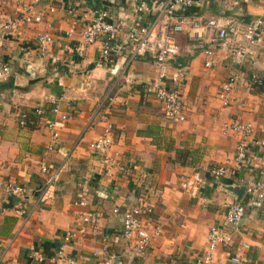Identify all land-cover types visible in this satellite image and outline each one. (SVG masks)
Masks as SVG:
<instances>
[{
	"label": "crops",
	"instance_id": "obj_1",
	"mask_svg": "<svg viewBox=\"0 0 264 264\" xmlns=\"http://www.w3.org/2000/svg\"><path fill=\"white\" fill-rule=\"evenodd\" d=\"M193 1L198 16L240 23L264 20V0ZM19 3L0 0V15L12 18ZM99 7L108 9L114 22L128 23V0H42L41 23L21 26L0 40V67L8 69L0 81V182L24 190L13 197L0 189V241L7 244L0 250V264H56L54 252L61 245L72 264H98L109 257L115 264H195L208 230L228 231L225 207L235 203L244 209L239 231L227 248L215 249L210 264H264V200L246 193L248 186L264 181V159L253 154L236 166L238 135L221 131L222 123L236 120L264 139V85L247 86L252 77L264 79V40L250 46L232 68L222 52L205 68L203 50L209 42L193 44L175 36L179 52L167 63L165 75L185 117L173 124L161 117L160 104L149 91L155 76L149 58L130 59L125 28L115 38L112 64L99 63L98 41L85 48L82 58L74 56L78 33ZM141 18L149 22L153 10ZM38 33L50 36L45 57L36 49ZM231 71L239 84L223 107L217 92ZM127 79L133 83L130 91L124 85ZM9 80L11 87H3ZM34 108L42 113L34 114ZM106 128L111 138L107 154L124 173L104 166L87 147ZM41 164L45 173L39 171ZM213 167H223L225 175L210 176ZM192 173L200 178L194 199L178 183L180 174ZM241 187L245 190L237 197L231 188ZM136 195L152 210L145 226L160 231L141 253L120 235L121 211L134 204ZM86 213L95 216V223L64 243L63 234L75 232ZM29 248L43 262H34Z\"/></svg>",
	"mask_w": 264,
	"mask_h": 264
},
{
	"label": "built area",
	"instance_id": "obj_2",
	"mask_svg": "<svg viewBox=\"0 0 264 264\" xmlns=\"http://www.w3.org/2000/svg\"><path fill=\"white\" fill-rule=\"evenodd\" d=\"M19 3L21 0H10ZM42 0H26L19 3L16 14L12 18H4L0 15V40L7 34L24 25H36L42 21V12L38 6ZM130 2V15L127 24L114 22L110 11L99 7L92 11V17L85 27L78 33L73 54L76 58H82L85 48L96 41L100 43L99 63L107 66L113 63L115 50L118 48L116 37L122 28L126 29L125 44L129 46L130 59L134 57H148L150 65L154 70V78L149 84V91L160 104L161 117L173 124L184 121L183 105L178 93L171 90L166 83L165 70L168 62L174 60L178 55L179 48L175 36L183 35L188 43H202L208 41L210 46L203 50V66L209 68L214 64L216 52L224 53L229 67L240 63L250 46L259 44L264 40V20L254 18L246 22L236 20H222L218 17H204L195 15L193 0H128ZM231 0H222L224 4ZM149 6V7H148ZM148 7V8H147ZM153 10V18L149 22L142 21V14L147 9ZM50 11V10H48ZM71 32H68L70 34ZM50 36L47 33H38L35 37L36 49L40 57L47 54V46ZM124 45V44H123ZM8 74L6 66L0 67V81ZM239 84V79L232 71L227 74L219 86L217 99L221 106L226 107L231 102V94L234 87ZM127 91L132 90L133 83L125 80ZM264 79L252 77L247 81V86L261 87ZM52 113H58L54 104ZM40 108H34V114H41ZM24 118V114H20ZM64 119V116H61ZM23 124V123H22ZM51 130V127L48 126ZM222 132H233L238 135V141L234 150L233 161L236 166H243L253 154H258L264 159V139L253 136L252 128L248 123L229 120L221 124ZM56 139V134L51 132V142ZM111 146L109 129L106 128L96 139L88 144V149L100 156V162L107 167H116L121 173L118 162L107 153ZM41 173L46 172L44 164L40 165ZM209 175L215 178L225 175L223 167H213ZM178 183L181 192L188 198L197 196L200 178L197 173L191 175L180 174ZM0 189L7 196L19 197L23 194V188L0 182ZM246 193L264 200V181H260L246 188ZM84 205L83 201L78 203ZM21 212V210L19 211ZM152 210L144 202L140 195H136L133 205L125 206L121 211V238L123 243L130 244L136 253H141L148 242L158 236L159 228H147V220L151 217ZM244 215L243 206L227 204L224 213V226L228 231L213 227L205 236L206 245L195 264H210L216 248L225 249L230 245L233 234L238 233ZM95 223V216L86 213L80 216V226L75 231L65 232L62 241L67 243L84 234L87 227ZM12 241V240H11ZM7 244L0 241V250H4ZM242 248H247L242 245ZM29 257L36 263L43 262V256L35 249L29 248ZM98 256V253H95ZM56 264H72L63 256V246L57 248L53 256ZM230 261L238 263L239 260L231 257ZM98 264H115L113 258H104Z\"/></svg>",
	"mask_w": 264,
	"mask_h": 264
},
{
	"label": "water",
	"instance_id": "obj_3",
	"mask_svg": "<svg viewBox=\"0 0 264 264\" xmlns=\"http://www.w3.org/2000/svg\"><path fill=\"white\" fill-rule=\"evenodd\" d=\"M12 85V81L9 80V83L8 84H4L3 87H6V88H9L11 87ZM245 188L244 187H241V188H231V191L237 195V197H240V195L244 192ZM7 201H9V199H7Z\"/></svg>",
	"mask_w": 264,
	"mask_h": 264
}]
</instances>
